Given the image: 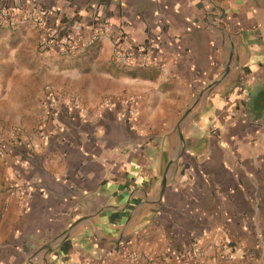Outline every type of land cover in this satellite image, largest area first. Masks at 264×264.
<instances>
[{
    "label": "crops",
    "instance_id": "crops-1",
    "mask_svg": "<svg viewBox=\"0 0 264 264\" xmlns=\"http://www.w3.org/2000/svg\"><path fill=\"white\" fill-rule=\"evenodd\" d=\"M1 7L98 38L60 55L38 47L33 23L0 27V128L16 130L0 156V264H264V117L235 100L249 102L264 74V0ZM113 36L161 50L124 68ZM214 125L210 151H187L188 135ZM30 178L31 192L8 196Z\"/></svg>",
    "mask_w": 264,
    "mask_h": 264
},
{
    "label": "built area",
    "instance_id": "built-area-1",
    "mask_svg": "<svg viewBox=\"0 0 264 264\" xmlns=\"http://www.w3.org/2000/svg\"><path fill=\"white\" fill-rule=\"evenodd\" d=\"M25 22L33 23L39 29V48L44 50L55 48L60 55H71L78 48L90 46L98 38V34L96 33L89 34L86 37L71 34L69 31L63 30L60 25L49 23L43 14L35 12L31 9H25L18 14H13L6 7L0 8V27L16 26ZM106 30H108V28H106ZM111 42L113 44V58L119 66L124 68L130 67L134 63L138 67H145L148 65L153 53L161 50L160 44L153 41H149L143 46L137 48L136 52L126 48L123 45L121 39L117 36H113ZM71 104L74 108L86 111V109L82 107L79 98L75 95L71 96ZM134 115L135 110L129 108L119 114L118 117L130 118ZM131 126L134 127L135 125L131 124ZM33 134L42 140L47 138V132L42 123H38L35 126ZM15 136V129L4 130L0 128V156L5 155L7 152V142L10 140L9 137L14 138ZM35 182V178H30L21 184L12 185L10 188H8V196H16L31 192L34 188ZM220 254L230 261L234 260V256L230 252V249L227 245H223L221 247ZM136 257V254L131 256L133 260H135Z\"/></svg>",
    "mask_w": 264,
    "mask_h": 264
},
{
    "label": "rangeland",
    "instance_id": "rangeland-1",
    "mask_svg": "<svg viewBox=\"0 0 264 264\" xmlns=\"http://www.w3.org/2000/svg\"><path fill=\"white\" fill-rule=\"evenodd\" d=\"M263 37H264V31L261 32ZM261 82H259V86H256L254 88V92L252 93V96L250 98V101H246V97H247V93L245 91H236L239 93V96L238 98H235V100L238 102V103H242V102H245L243 103V107H244V113L245 114H251V115H255L257 112H258V109L257 108V105H256V101H252V98L253 100H255V94L257 93L258 89H261L262 87H264V74L262 75L261 77ZM262 86V87H261ZM209 114H212V112L208 111V112H204V116H203V119H207V117H210L212 120L216 121V123L219 125H221V121L220 119H218L217 115L215 113H213L212 115H209ZM264 117V116H262ZM261 117V118H262ZM220 129V128H219ZM220 134V130H217L215 128V125L213 126V129L211 131H196L195 133L193 132L192 133V136L188 135V137H192L195 141L191 142L187 148V151L193 153V154H197V153H207V151H210L211 148H210V143H211V140L210 138L211 137H216L217 135Z\"/></svg>",
    "mask_w": 264,
    "mask_h": 264
},
{
    "label": "trees",
    "instance_id": "trees-1",
    "mask_svg": "<svg viewBox=\"0 0 264 264\" xmlns=\"http://www.w3.org/2000/svg\"><path fill=\"white\" fill-rule=\"evenodd\" d=\"M254 98H255V100H253V98H252V101H256L257 108H259V109L255 115H251V116L254 119H258V118H261L262 116H264V87H262L261 89H258Z\"/></svg>",
    "mask_w": 264,
    "mask_h": 264
}]
</instances>
